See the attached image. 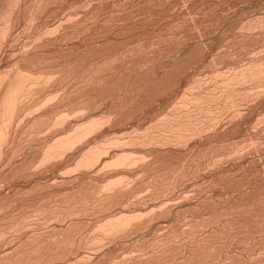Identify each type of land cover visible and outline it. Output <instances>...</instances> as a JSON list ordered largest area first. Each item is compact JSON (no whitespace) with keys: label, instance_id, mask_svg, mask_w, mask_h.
I'll return each mask as SVG.
<instances>
[{"label":"rangeland","instance_id":"obj_1","mask_svg":"<svg viewBox=\"0 0 264 264\" xmlns=\"http://www.w3.org/2000/svg\"><path fill=\"white\" fill-rule=\"evenodd\" d=\"M55 1L56 3H54L53 5L54 8H52V6L51 8H46L44 14L37 20V22H35L36 25H34L32 30L31 28H28L26 24L28 11H25L26 14L23 13L19 31H22L23 39L26 41L27 38L32 35V32H34L33 30H35L36 27L43 24L45 25L48 22L51 24L61 23V25H63L64 20L67 21L70 15L69 19H72L71 22H65L61 30L59 31V35L61 37L63 36V39L58 40L54 44L47 45L44 48L42 47L38 50L40 59L38 60L39 64L37 66V69L42 72H47L49 70L54 71V69H58L57 71H59V73L61 71L62 75L59 76L61 78L58 77L55 82H53L46 88L45 92L47 93L58 90L60 92V95L62 97H66L68 101L67 102L65 100L66 98H63L65 100L62 103L63 106L65 104V106H69L67 108L70 109L73 108V106H77L76 104L79 102L78 100L81 101L83 99H86L87 101L90 97V103L87 102L88 105H91L90 114L93 113L92 115L95 114V116L98 117L99 115L109 113V110L111 111V109L115 111H111L116 114V117H114V122H112V124L108 125L107 127H104V131L101 130L100 132V134H104L105 138H132L136 136L135 134L138 135L145 129L153 126L154 122L156 124V121L160 118L170 115V113L173 114V111L174 113L181 112L180 108L175 107L178 105V103L176 102H181L183 99V95H190L189 92L191 93V96L192 94L204 95L206 91V94L208 93L207 95L216 94L215 96L218 97L220 101H218V98L217 101L214 100V107L212 106V101H207L205 102V104L211 103L210 107L214 108L213 110H218V108L220 107H224L225 110L220 108L222 109V117H220L221 122L219 121L220 123H218V126L216 125L213 130H210V133L205 132L206 134L204 133V136H201L202 138L193 140V143L191 142V148L187 149V151H172L168 153H162L163 155L158 154L157 156H155L157 157L155 158L157 159V161L155 160V167H151L153 169L149 168L148 170H146L147 172L145 171L147 173H144L145 179L152 178L153 180V178L158 176L155 179L159 178V180H157L158 182L160 181L159 183L161 185V183H163L162 180H164V183H166L168 174L172 173L173 171L175 172L178 168H180L181 163L185 162L186 165H183L185 168H183L182 166V173L183 171L187 170V172L185 171V175H188L187 179L190 178L191 174L193 176L191 175V179L187 180L186 176L181 173V170V174H179L178 169V173H176L180 176L184 175L183 179L185 180L183 181L181 177L180 182V176L177 175L178 179H176V176L174 175V178L179 181L180 184H182H179L177 188V181L176 183L175 181H173V184L175 183L176 187H174L173 190L170 188V192L172 190V194L169 193L171 195L167 198L173 199H170L172 202H168V206H170L168 208L172 209L171 213L168 212L167 215L163 214L164 217L162 215L160 219L157 218L156 221L153 220L154 222L152 221L153 223L151 222V225L149 224L150 222H145L146 227L142 224V228H140L138 231H128V233L126 232L124 233V235H120V237L116 236L118 238L115 237V240L107 239L105 241L106 243L104 242L102 243V245L99 244L101 247L98 244H95L96 249L93 248L94 246L91 247L92 250L94 249V251H92L90 248L84 249L83 245H80V243L84 244L83 241L85 240V238L88 239H86L87 242L89 241V239L93 238V235H91V230L95 221L99 220L100 217L101 219L106 217V213L117 214L124 210L146 211L145 209L148 210L154 206V202H157V204L160 203L159 201H161L162 198L158 199V201H153L152 198H150L149 201L146 199L149 197V194L151 195L150 192H154L153 184H158V186H160L159 183L156 182L155 184V182L153 183L152 180H142L141 178L144 177H141V180H137L135 183L136 186L134 185L135 187H133L132 189L134 193L138 195V191H140L141 188L144 189V186L149 184L144 189V191L147 189L146 191H149V194L144 195L146 192L143 191L142 193L144 194H140V191L138 196L140 200V195H143L142 199L144 196H147L143 201L141 200L143 204H140L139 200L136 198L137 195L133 197L134 193L132 189V192L129 190L132 195L129 191L120 194L121 197L118 196V198L115 197V199L113 198L114 200L112 199L114 201L112 205L115 206L111 207L112 209L110 208V211H107L108 209L103 211L104 209H102L103 212L101 211L102 213L100 212V214L87 216V219L84 220L82 226H80L81 224H77L81 231L78 230L77 233L76 230L79 229L78 226H73L75 228V232H73V230L71 229L69 233H71L72 235L74 233V235L72 236L74 238V242L73 244L69 245H72L71 247H69L68 245H66L67 247L64 246L65 249L68 248L70 249V251L67 249L66 252L65 250H63L64 247L62 248L61 245V250L59 252L60 255L57 254L59 255V257H56L55 255L52 256V259L50 257L51 255L49 256L50 253L46 251V249L42 250V252L40 253H44L45 251L48 252H45V254L49 256L50 262L47 261L46 263V261H44L46 258V260H48L47 256L45 259H43L45 257V254L43 258L41 257L42 260H40V262L43 261L42 263L45 262L44 264H79L81 263L79 262V259L81 260L82 258H84V261L82 263H86L87 261L91 264H115L116 262V264H264V81L260 80L261 78L257 79L258 81L256 79H251L254 81L248 80L247 83H239L241 85L237 84L238 82L236 83L235 81H233L234 85L236 84V87H233L232 82V84L229 85V88L227 87L228 85L225 86L227 87V89H225L221 84L222 80H232L230 78H234L237 75L236 73L239 72L238 70H240L243 66L249 65V62L253 63L256 60V62H264V18H262L264 17V0ZM181 2H183V4ZM68 10L70 11L68 12ZM70 12L71 14L68 15V13ZM204 28L206 31L204 30ZM238 31H240V33ZM248 33L251 35H249ZM217 35L219 36V38H217ZM24 36L26 37V39ZM64 36H66L65 40ZM252 54L254 56H251ZM3 60H5V62L2 61V66L5 68L10 67L13 62L10 56L4 57ZM222 71L226 72L224 73ZM235 71L238 72L235 73ZM91 72H93V74ZM217 73L220 75L217 76ZM82 75L84 76L81 78ZM85 75L89 77V79L91 78L90 81L92 80L90 82L91 85L89 84L88 87H86L88 88V90L84 89L81 83V81H83V78L86 77ZM62 76H64V78ZM195 76L197 79L195 78ZM199 76L201 80L203 79L202 81L200 80V78H198ZM220 76L221 78L223 76V78L221 79ZM196 81H199L197 84L200 83L199 85L202 86H197V84L195 83ZM82 88L86 93H88L87 95H85L88 96L87 98H83V94L86 93L83 92ZM189 88H191V91H188ZM195 90H197V92H193ZM199 90L201 93L199 92ZM125 92L127 94H125ZM118 93H120V95L123 94L121 99H123V97L125 98V96L127 95L126 100L124 99L125 101H117L118 99L115 98L118 96ZM226 93L232 94L233 98L231 97V100L233 99L236 104V107L234 109L230 106L232 105L230 104V99H226L227 97H229ZM238 93L240 94L238 95ZM81 96L83 99H81ZM241 97L243 98L242 100ZM112 99H115L116 101L114 100L113 102ZM99 100L103 101H100L102 105L97 109H92L94 108L93 106L96 101L99 103ZM110 101L112 102V104ZM225 102H227V104L230 102V105H228L229 107H226L227 105L223 106V103ZM80 103L78 105H80ZM175 108H178V110L180 111H177V109L175 110ZM237 108L240 111V117L242 118L237 117L236 121V119H233L234 117L232 118V116L234 114V110ZM168 109L172 110L169 111ZM183 109L181 113L184 112ZM223 111L226 112L224 113ZM208 117L209 115L206 118ZM76 119L78 120L77 117L74 120ZM51 136V133L50 136L49 134H45V138L42 135L44 139H49ZM110 136L111 138H109ZM44 139H42V141H46ZM93 139L94 136L90 139V142ZM194 143L198 144L195 145ZM126 148H128V151L130 149V151L134 150L146 153L148 151V149H143L141 147L137 148L136 146H129ZM35 152L36 151H34V153ZM221 157L223 160L221 159ZM212 161H215V164L212 167L206 165L208 164V162ZM57 167H60V165H58ZM22 168L23 165H19L18 172H22ZM196 168H198V171H195ZM164 169H166L165 173H167L168 171L170 173L168 172L167 175L165 174L166 179H161L162 177H160V175H164ZM135 170H132L134 172L133 173L131 170L119 169L117 171L108 173L105 176H93L91 179L92 182L90 180L89 182L94 184L95 181L98 183L99 181H102L106 178H116L117 176L122 174L128 175L131 177V179H133L135 178L133 176L137 175V173L139 174L140 172L138 169ZM170 170L173 171L171 172ZM188 170L190 171V175ZM192 170L196 173L198 172L199 174H196L194 172V174L191 173ZM144 174L142 176H144ZM173 174H170L169 177L173 176ZM34 179L35 178L32 176L26 177L25 175H23L22 179L20 180V184L24 187L26 186L25 188H29L31 185H33ZM96 179L99 181H97ZM149 181L153 184L151 185ZM86 182L89 184L88 181ZM146 182L147 184H145ZM142 183H144V186L140 188ZM88 184H83V189L85 191L80 189L81 191H84V195H81L82 197H84L85 195H90V200H94V198H91L93 197L90 193L91 191H86L89 189H85V187H91V184H89L90 187L88 186ZM76 185L77 184H75L74 186ZM149 186L151 187L152 191L149 190ZM136 187H138L139 189L137 190ZM47 188L48 187H46V189H40V187H38L37 189H33L28 196L24 197L25 199L20 197V201L18 200V203H15L16 205H12V209L10 208L11 212L10 210H8L7 212H10L11 216L17 211H20L22 207L27 208L25 207L26 204L27 206L28 204H31L34 207L43 204H45L43 206H46L47 203L41 204L40 202H42L45 198L47 199V197H51L56 190V188L54 190L52 188V190L48 188L50 189L48 191ZM63 189L64 188L59 187V189L57 188L56 192H60ZM134 189H136L137 191H135ZM77 190L78 189L75 188L74 194L78 192L80 193V190L78 192ZM174 190L176 193L174 192ZM59 192H57V194H59ZM87 192H89L90 194L88 195ZM49 193L51 196H47ZM125 193L127 194V196H129L128 199L126 198L127 196ZM128 193L131 196L128 195ZM124 194L125 196H122ZM184 196L187 200L191 199L190 202L189 200L188 202H186L187 200L183 199L185 198ZM131 197L132 200L134 198L133 201L130 199ZM178 198L179 200L182 199V201L180 200L176 202ZM60 199L58 198L57 200ZM116 199H120V202L121 200H124L125 205L123 204L124 202L119 203V201H117ZM115 200L120 204V206H116L117 202L115 203ZM38 202L40 204H38ZM126 202L128 203L126 204ZM173 202L176 204H172ZM118 203L117 205H119ZM177 203L180 205L182 203L183 208H181L180 206L179 209H173L174 206L177 205ZM201 215L203 216L201 217ZM6 221L8 222L9 220ZM7 222L5 223L4 221L5 225H7ZM4 223L2 225H4ZM171 235H174L175 237H171ZM163 236H165L164 238L171 237V240L166 239L169 242H167V246L165 245L164 242L166 241L164 240L161 243L162 246L160 245L161 247H163L164 245V247L161 249L159 244H157L159 239L156 241L154 240L155 238L157 239V237L163 239ZM83 237H85L84 240H81L83 239ZM153 241L155 243H153ZM180 241L182 243H180ZM156 244L159 247L156 246ZM62 250L64 253L61 252ZM91 252H94L95 254H91ZM40 253L38 254L39 256ZM38 255L36 256L39 257ZM41 255L43 256V254ZM37 257L33 256V259H37ZM33 261L39 262L38 260Z\"/></svg>","mask_w":264,"mask_h":264},{"label":"bare ground","instance_id":"obj_2","mask_svg":"<svg viewBox=\"0 0 264 264\" xmlns=\"http://www.w3.org/2000/svg\"><path fill=\"white\" fill-rule=\"evenodd\" d=\"M54 3H56L55 0H0V264H44L45 262L42 263L43 261L40 262V260H42V258L44 257V254H45L46 251H48L50 253L49 256L51 255L50 257L52 259H53L52 256H55V255H56V257L57 256L59 257V255H60L59 252L61 250V245H62V248H63L64 246L67 247L66 245L69 246L70 244H73V242H74L73 241L74 238L72 237L74 235V233H73V235L71 233H69L71 229L73 230V232H75L74 231V229H75L74 227H77L79 224H81L80 226H82V223L84 222L85 219H87V216H89V215L93 216V214H95V215L96 214H100L102 209H104L103 211H105L107 209H108L107 211H110L112 209L111 207L115 206V205L114 206L112 205L114 203L113 200L115 199V197L116 198H118V196L121 197L120 194H123L124 192H127L129 190L131 191V189L136 186L135 183H136L137 180H139L141 177H144V178H141L142 180L145 179V174L144 173L147 172L146 170H148L151 167H155L154 165L156 164L155 162L157 161V159H155L157 157H155V156H157L158 154L165 153V152H167V153L168 152H172V151H174V152L175 151H179L180 152L182 150L183 151H187V149L191 148L193 140L198 139V138H202L201 136L205 132L207 133L210 130H213V128L216 125L218 126V123L221 122L220 121L221 120L220 117H222L221 110L224 109V107L223 108L220 107L222 109L217 107L218 110H213L214 108L210 107L211 103L210 104L209 103L205 104V102H207V101H210V102L212 101V106H213L214 103H215L214 100L217 101V98H218V97L215 96L216 94L215 95H207L208 93L206 94V92H207L206 91L204 93V95H202V94L201 95L200 94L199 95L198 94L197 95L192 94V96H191V93L189 92L190 95H188V94L185 95V96L183 95L182 101L179 99L181 102H176V103H178V105L176 104L177 106H175V104H174L175 107H178V108L181 109V112H182V109L184 108L183 109V111H184L183 113H181V112H175L174 113V111H173V114L170 113V115H167V116H164L163 118H160L159 120L156 121L157 122L156 124L154 122V125L152 124L153 126L145 129L140 134L137 135V134L133 133L136 136H134L132 138H128V139H121V138L120 139H117V138L108 139L106 137L107 138L106 139L104 137V134H100V132H101V130L104 131V129H103L104 127H107L108 125L112 124V122H114V120H115L114 117H116V114L113 113L115 111L112 110V109H111V111H113V112H111L109 110V113L99 115L98 117L95 116V114L92 115L93 113L90 114V111H91V107L90 106L91 105L90 104L88 105V103H90L89 102L90 97H89V99L87 101H86V99H83V98H87L88 97V96H85L88 93H86L84 91V89L88 90V88H86V87H88V85L92 81V80L90 81L91 78L89 79V77H87L85 75L87 78L86 77L83 78V81H81V83H82L83 88H84V89L82 88L83 92L86 93V94H83V98L81 96V99H83V100H81V101L78 100L79 102L77 101L78 103L76 104L77 105L76 107L73 106V108L69 109V108H67L69 106H67V105L65 106V104H64V106L62 105V103L65 100L67 101V98L66 97H62L58 90L47 92V93L45 92L46 88L50 84L55 82L59 76L62 75L61 71L59 73V71H57L58 69L57 70L54 69V71L49 70L47 72H42L39 69H37V66L39 64L38 60L40 59L39 58L40 55H39V51L38 50L40 48H42V47L44 48L47 45L54 44L58 40L63 39V36L61 37L59 35V31L61 30V28H62V26L64 25L65 22H67V21L71 22L72 19H69L70 18L69 14H71V12L68 13L69 18L67 19V21L64 20L63 25H61V23H57V24L56 23H52L51 24L49 22L46 23L45 25L44 24L40 25V26L36 27L35 30H33L34 32H32V35L29 36L26 41L23 39L22 31H19L20 22H21V20L23 18V13H25V11H28L27 12L28 17L26 19V24H27L28 28H31V30H32L34 25H36L35 22H37V20L44 14L46 8L47 9H48V7L51 8V6H52V8H54L53 7ZM181 3L183 4V2H181ZM69 11L70 10H68V12ZM124 13H126V12H124ZM262 18H264V17H262ZM261 21H262V19H261ZM240 29H241V27H240ZM204 30H205V28H204ZM238 32L240 33V31H238ZM24 33H26V32H24ZM29 34H30V30H29ZM249 35H251V34H249ZM25 36H26V34H25ZM65 37L66 36H64V40H65ZM217 38H219V36ZM25 39H26V37H25ZM241 48H242V46H241ZM42 50H41V52H42ZM184 52H185V50H184ZM188 52H189V50H188ZM207 54H209V53H207ZM261 55H263V54H261ZM8 56H10L12 58L13 62H12L10 67L5 68V67L2 66V61L5 62V60H3V58L4 57H8ZM221 56H223V55H221ZM251 56H254V55L252 54ZM217 57H218V55H217ZM256 61H254L255 63L254 62L253 63L249 62V65L241 67V69L238 70L239 72L235 71V73L236 72H238V73H236L237 75L235 74L236 76L234 78H230L229 77L232 80H229V79L228 80H222L221 84L224 86L225 89H227V87L229 88V85L232 84L233 81H235L236 83L238 82L237 84H239V83H247V81L248 80L250 81L251 79H254V80L256 79L257 80V79L261 78L260 80L264 81V62L262 63V61H260V60H258L260 62H256ZM102 64H104V63H102ZM190 70H191V68H190ZM190 70H189V72H190ZM222 72H224V71H222ZM91 73L93 74V72H91ZM229 74H231V73H229ZM216 75L218 76L220 74L217 73ZM83 76L84 75H82L81 78ZM62 77L64 78V76H62ZM59 78H61V77H59ZM81 78H80V80H81ZM195 78H196V76H195ZM198 78H200V76ZM220 78H221V76H220ZM222 78H223V76H222ZM200 80H201V78H200ZM254 80H251V81H254ZM198 82L199 81H196L195 83L197 84ZM199 84H197V86H202V85H199ZM204 84H207V83H204ZM194 85H193V87H194ZM232 85L234 87L236 84L234 85V82H233ZM239 85H241V84H239ZM130 86H131V84H130ZM225 86H227V87H225ZM231 86H230V88H231ZM237 87H239V86H237ZM189 89H188V91H191V88H189ZM193 92H197V90H195ZM199 92H200V90H199ZM122 93H124V92H122ZM125 94H127V93L125 92ZM228 94H227V96H229V97L226 96L227 97L226 99H230L231 103L230 102L229 103L232 104V105H230L229 103L227 104V102H225V103H223V106L227 105L226 107H229L228 105H230L234 109L236 107V104H235L233 99H232L233 101L231 100L232 94L231 93L229 95ZM239 94L240 93H238V95ZM122 95H120V93H118L117 97L115 95L114 96L116 97L115 99H118L117 101H119V100L123 101L124 99L126 100L127 95L125 96V98L123 97V99H121ZM257 96H259V95H257ZM180 97H181V95H180ZM63 98L64 99L66 98V99L64 100ZM115 99H112L113 102H114ZM242 99L243 98L241 97V100ZM246 99H248V98H246ZM100 101H102V100H99V103L96 101V103L93 106L94 108H92V109H97L98 107H100L102 105V103ZM103 101H104V99H103ZM218 101H220L219 98H218ZM226 101H228V100H226ZM80 102H82V103H80ZM79 103H80V105H78ZM111 104H112V102H111ZM106 106H108V105H106ZM178 108H175V110L177 109V111H180V110H178ZM172 109H170V110H172ZM227 109H229V108H227ZM230 110H232V109H230ZM223 112L225 113L226 111H223ZM208 115H209V117L206 118ZM240 116H241V113L238 110V108L235 109L232 118L234 117L233 119H236L237 117H240ZM76 117L78 118V120L77 119L74 120ZM240 118H242V117H240ZM236 121H237V119H236ZM121 125H122V123H121ZM216 128H218V127H216ZM254 130H252V131H254ZM50 133H51L52 136L50 138L47 137L49 139H44L45 138L44 137L45 134H49V136H50ZM42 135H43L44 138L42 137ZM93 136H94V139L90 142V139ZM107 136H108V134H107ZM109 138H111V136ZM42 139H44L46 141H42ZM194 144L197 145L198 143H194ZM129 146H131V147L132 146H136L137 148L141 147L143 149H148V151H147V153L146 152H141V151H134V150L130 151L131 149L128 151V148H126V147H129ZM248 149H249V147H248ZM34 151H36V152L34 153ZM199 153H200V151H199ZM229 156H231V155H229ZM221 159H222V157H221ZM259 160H260V158H259ZM21 164L23 165V168H22V172L23 173L21 171L18 172V167ZM214 164H215V161H212V162H208V164H206V165L212 167ZM58 165H60V167H57ZM183 165H186L185 162L181 163V166H180L181 169L178 168L179 169V174L182 173V166ZM246 165H247V163H246ZM183 168H185V167L183 166ZM119 169H121V170H131V171L135 170V169H138L140 172H139V174L137 173V175L133 176V177H135L133 179H131V177L128 176V175L122 174V175H119V176L116 175L117 176V177L115 176L116 178H112V177H111L112 179L111 178H109V179L106 178V179H104L102 181H99V180L96 179L97 181H99L98 183L95 180H93V181H95L94 184L91 183L92 182L91 179H92L93 176H99V175L100 176L101 175L105 176L108 173L117 171ZM151 169H153V168H151ZM178 169L175 172L173 170H170L171 172L173 171L172 173H170L168 171L170 174L175 173L171 177H169L170 174H168V172L165 173L166 169L163 170L164 171V175H163L164 177L162 175H160V173L158 171L160 177H162L161 179L165 178V176L168 174L166 183H164L165 181L162 180L163 183H161V185L159 183L160 181L158 182L159 178H157L158 180L155 179L158 176H156V177L154 176L155 178H153V180H152V178L151 179L150 178L149 179L148 178L145 179V180H150V181L152 180L153 183L155 182V184L157 182L161 186V187L158 186V184L154 185L153 183H150V181H149V183L151 185L153 184V190H154V192H153L151 190V187L149 186L150 187L149 190L152 191V192H150L151 195L149 194V191H146L147 189L144 191L145 187H147V185H149V184H147L148 181L145 183L147 185L144 186L143 185L144 183H142V185L140 186V188L142 186H144V189L141 188V190H140L141 193H140V191H138V192L140 194H144V193H142V191H143V192H146L144 195L149 194V197L146 198L148 201H149L150 198H152L153 201L154 200L158 201V199L162 198L161 201H159L160 203L158 202L159 204H157V202L156 203L154 202V206L151 207L152 209L151 208L148 209V210L145 209L146 211H144V210L141 211L139 209H136V210H139V211H134V210L133 211H130V210L129 211H125L124 210V211H122L120 213H117V214H113V213L112 214H107L105 212L107 216L106 217L103 216L104 217V218L102 217L103 219H101V217H100V219L95 221V223L93 225V228L91 230V235H93V238L89 239V241L87 242L86 241L87 238L83 237V239H81V240H84V238H85V240L83 241L84 244L80 243V245H83L84 249L85 248L86 249L90 248L92 250L91 247L94 246L93 248H95L96 247L95 244H98V245L101 244L102 245V243H104L107 239H111V240L114 239L115 240L116 236L120 237V235H122V234L124 235V233H126V232L128 233V231H130V232L132 230H137L138 231L140 228H142L143 225L144 226L146 225L145 222H150L149 224L151 225V222L153 220L156 221L157 218L160 219V217H162L163 214L167 215L168 212L171 213L172 209L168 208V207H170V206H168L169 205L168 202H170L171 201L170 199H172V198H167V197H169L172 194L173 188L176 187L175 183L177 181L176 179H178L177 175H179V174H177L178 173L177 172ZM197 169L198 168H196L195 171ZM180 170H181V173H180ZM185 171L187 172V170H185ZM185 171H183L182 174L185 175ZM195 171L192 170L191 173H193V172L196 173ZM135 172H136V170H135ZM161 173H162V171H161ZM91 174H93V175H91ZM143 174H144V176H142ZM23 175H25L26 177L27 176H29V177L32 176V177L35 178L34 181H33V185H31L29 188H25L26 186L24 187V186H22L20 184V182H21L20 180L22 179ZM156 175H157V172H156ZM174 175L176 176V179L174 178L175 177ZM184 175H182V176L179 175L180 177L178 176L179 177V181L181 179L183 181H185L183 179ZM189 175H190V171H189ZM191 175H190V178L188 177L189 179H191ZM185 176H186V179H187L188 175H185ZM149 177H152V176H149ZM194 178H195V176H194ZM189 179H187V180H189ZM89 180L91 182H89ZM155 180H157V181H155ZM86 181H88L89 184H91L90 185L91 187L89 186V184ZM173 181H175L174 184H173ZM179 181H177V183H178L177 188H178V186L180 184ZM85 182L91 188L90 189L88 187H85V189L87 188L89 190H86V191H91L90 193L93 196L91 198H94V200L93 199L90 200V198H89V196H90L89 194L90 193L89 192H87V194L89 196L85 195L84 197H82L81 194L84 195V191H85L83 189L84 185H86ZM27 184H28V182H27ZM75 184H77V185L74 186ZM38 187H40V189H46V187H48L50 189L52 188L53 190L55 188L57 190V188L59 189V187L64 188V189L62 191H60L61 193L59 191H57V192H59V194H57L56 190L54 191V193L52 191V193H53V194L51 193L52 196L49 193L47 196H51V197H47V199L44 197L45 198V199L43 198L44 200L48 201V199H49V201L47 202V201H44L42 199L43 201L40 202V203L41 204L47 203L46 206H43V205H45V204H43V205H40V206L37 205V207H34L31 204H28V206H29V208H28V206L26 204V206L25 205L24 206L28 208V210H27V208H23L22 207V205H23L22 204L21 205L22 208L20 207L21 210L17 211L18 213L19 212L20 213L18 214L17 212L16 213L13 212L14 214L12 213L13 215L10 216L12 205L15 204V203H18L17 201L18 200L20 201V197L24 198V197L28 196L29 193H31V191L33 189H37ZM75 188L78 189L77 192L80 189H82L84 191L80 190V193L79 192L75 193L76 195H78V196H76L74 194ZM154 188H156V189H154ZM170 188L172 189L171 192H170ZM50 189H48V191ZM136 189L138 190L139 188L136 187ZM136 189H134V190L137 191ZM175 190H174V192H175ZM132 191H133V189H132ZM138 192H136V193H138ZM133 193H134V191H133ZM139 193H138V195L134 193L135 195L133 194V197L137 195L136 198L139 200V202L141 204L142 201L144 200V198L147 197V196H144L143 199H142L143 195H140L141 196V200H142L141 201L138 198ZM169 193H171V194H169ZM85 194H86V192H85ZM125 194L122 195V196H125ZM128 195H130V194L128 193ZM131 195H132V193H131ZM187 195H189V194H187ZM126 196H127V194H126ZM128 197L129 196H127L126 198L128 199ZM58 198L59 199L61 198V199L57 200ZM179 198H181V197H179ZM179 198L177 199V201L176 200H174V201H176V202H178L180 200L182 201V199L179 200ZM130 199L132 200V197ZM183 199H186V197L183 198ZM116 200H115V203L117 201H119V200H117V201ZM133 200H134V198H133ZM186 200H184V201H186ZM188 200L186 202H188ZM190 200H189V202H190ZM121 202H124V200L123 201L121 200ZM121 202L119 201V203H121ZM199 202H200V199H199ZM40 203L38 202V204H40ZM117 203H116V206L117 207L120 206V204L118 203L119 205H117ZM127 203L128 202H126V204ZM123 204L125 205V202ZM172 204H176V203L173 202ZM186 204H188V203H186ZM182 205H183L182 203H181V205L177 203V205L174 206L173 209H175V208L179 209L180 206H181V208H183ZM126 206H129V205H126ZM150 206H147V207H150ZM13 208H14V206H13ZM16 208H18V207H16ZM122 208H123V205H122ZM8 210H10V212H7ZM203 215H201V217ZM163 217H164V215H163ZM190 218H191V216H190ZM6 220H9V221L7 222ZM196 220H197V218H196ZM4 221H5V223L7 222V225H5ZM2 222L4 223V225H2L3 224ZM205 223H207V222H205ZM75 225H77V226H75ZM198 225H199V223H198ZM78 228H79V226H78ZM78 230L81 231L80 228H79V229L76 230V232ZM238 230H240V229H238ZM202 233H203V231H202ZM168 236H166V237H168ZM164 237L165 236H163V239L162 238L160 239V237H157V239L155 238L154 241L159 239L157 244H159V246H160L161 243L165 240L166 242H164V243L167 246V244L169 243L167 240L168 239L171 240V237H175V236L171 235L170 238L169 237L168 238H164ZM70 238H72V239H70ZM116 238H118V237H116ZM186 239H187V237H186ZM71 240H72V242H71ZM90 240H92V241H90ZM128 241H131V240H128ZM154 241H153V243H155ZM180 243H182V242L180 241ZM157 244H156V246H158ZM232 245H233V243H232ZM71 246H69V247H71ZM65 247L63 248V250L66 251L68 248L65 249ZM83 247H81V248H83ZM163 247H164V245H163ZM163 247H161V249ZM98 248H97V250H98ZM45 249H46V251L45 252L43 251L44 253H40V252H42V250H45ZM239 249H241V248H239ZM63 250L61 252H63ZM68 250L70 251V249H68ZM100 250H101V248H100ZM92 251H94V249ZM48 252H46V253H48ZM39 253H40V256L38 255ZM92 253H94V252H91V254ZM41 254H43V256ZM57 254H59V255H57ZM36 255H38L40 258L41 257L42 258L40 259ZM33 256L37 257V259L36 258L33 259ZM46 256L48 257V260H46L47 259ZM49 256L45 254V257L43 258V259L46 258L44 260V261H46V263H47V261L50 262ZM72 258H73V256H72ZM125 258H126V256H125ZM33 260H38L40 263L36 262V261H33ZM83 261H84V258H82L81 260L79 259V262H81L79 264H87L88 263L87 261H86V263L85 262L82 263ZM171 263H173V262H171ZM88 264H91V263H88ZM130 264H132V263H130Z\"/></svg>","mask_w":264,"mask_h":264}]
</instances>
